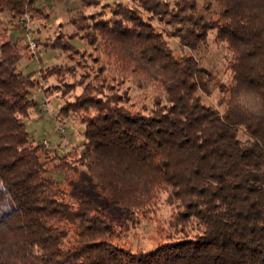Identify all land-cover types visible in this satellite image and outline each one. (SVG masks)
I'll return each instance as SVG.
<instances>
[{
	"label": "trees",
	"instance_id": "16d2710c",
	"mask_svg": "<svg viewBox=\"0 0 264 264\" xmlns=\"http://www.w3.org/2000/svg\"><path fill=\"white\" fill-rule=\"evenodd\" d=\"M214 1L208 17L196 0H81L96 9L43 41L73 62L39 77L17 69L29 41L0 33V264H264V0ZM34 2L0 0V12L47 17ZM210 30L230 51L222 109L198 93L193 50ZM35 85L59 90L57 115L83 124L80 154L75 145L48 157L26 130ZM78 165H98L146 202L164 190L177 236L147 249L117 244L105 206L69 196L55 176Z\"/></svg>",
	"mask_w": 264,
	"mask_h": 264
},
{
	"label": "rangeland",
	"instance_id": "374dc122",
	"mask_svg": "<svg viewBox=\"0 0 264 264\" xmlns=\"http://www.w3.org/2000/svg\"><path fill=\"white\" fill-rule=\"evenodd\" d=\"M166 1L172 5L173 0ZM80 2L81 0H35V6L42 9L48 16L40 17L36 12L27 10L23 13L22 21H19V14L11 17L6 11L0 12V33L3 30L8 31V36L17 39L22 46L29 40L34 41L35 44L33 49L32 47L27 48V53L33 51V54L29 56L25 54L19 60L17 66L19 71L31 77H39L40 68L73 62L60 49L45 47L43 41L53 37L58 29L72 32L73 25L69 22V18L78 16L80 12L96 9L93 6L81 5ZM205 3L209 4V8L205 7ZM196 7L208 17L215 16L218 10V5L214 0H196ZM160 26L167 27L169 30L173 28L172 25L165 23H160ZM72 42L79 49H83L84 44L80 39L73 38ZM169 42L172 48H177V37H170ZM85 47L91 49L90 46ZM193 54L199 65L204 68V72L198 74L200 84L198 93L201 99L207 104L222 109V106L217 103L222 95L220 83L227 84L230 80V70L227 68L230 51L226 43L217 40L214 31L210 30L205 42L193 50ZM85 58V61H91L87 53H85ZM51 83L54 81L42 80L43 87ZM132 87L134 91L136 89L134 84ZM146 89L150 90L148 86ZM30 97L34 98L37 104L29 108L28 114L22 117V120L26 130L35 141L39 142L42 138L49 140L51 147L42 146L43 152L47 153L48 157L55 153L64 154L77 145V153L80 154L84 127L83 124L73 122V116L70 113L64 118L57 115L65 100L60 91L52 89L48 95H45L42 86L35 85L30 88ZM42 102L45 103L44 106ZM55 130L61 136L65 133L59 141L60 144L52 142ZM238 136L241 139L247 137L243 128H239ZM62 140L64 142L61 144ZM55 176L60 186L71 193L69 196L72 193L86 194L105 206V215L116 231L115 242L123 247L132 250L147 249L168 239L169 232L177 236L167 226L173 208L166 201L164 190H159L152 199L146 202L144 199L129 194L121 185L106 175L98 165L91 167L78 165L76 171L59 172Z\"/></svg>",
	"mask_w": 264,
	"mask_h": 264
},
{
	"label": "built area",
	"instance_id": "2783aa9c",
	"mask_svg": "<svg viewBox=\"0 0 264 264\" xmlns=\"http://www.w3.org/2000/svg\"><path fill=\"white\" fill-rule=\"evenodd\" d=\"M24 19V14H21L19 16V21H22ZM29 32V30L27 29V33ZM29 44L33 47L35 46L34 44V41L32 40H29ZM43 106L45 105L44 102H42ZM63 129V127H61ZM39 142H41L42 146H44L45 148H50L51 147V144L49 142V140L45 139V138H42L41 140H39Z\"/></svg>",
	"mask_w": 264,
	"mask_h": 264
},
{
	"label": "crops",
	"instance_id": "0c3cea01",
	"mask_svg": "<svg viewBox=\"0 0 264 264\" xmlns=\"http://www.w3.org/2000/svg\"><path fill=\"white\" fill-rule=\"evenodd\" d=\"M11 30V29H10ZM15 31V30H14ZM12 35H14V33L12 34ZM64 135H65V133H64ZM63 135V136H64ZM63 136H61L60 135V133L59 132H57L56 130H55V132H54V136H53V141L52 142H54V144H60V142L59 141H61V139H62V137ZM56 142V143H55ZM64 141L62 140V142H61V144L63 143Z\"/></svg>",
	"mask_w": 264,
	"mask_h": 264
}]
</instances>
